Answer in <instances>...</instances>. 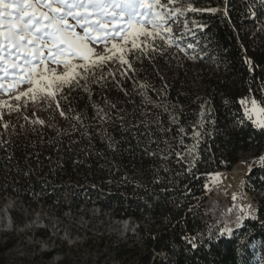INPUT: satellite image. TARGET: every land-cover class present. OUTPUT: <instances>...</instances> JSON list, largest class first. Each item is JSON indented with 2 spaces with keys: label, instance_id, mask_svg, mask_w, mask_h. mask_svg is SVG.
Returning <instances> with one entry per match:
<instances>
[{
  "label": "trees",
  "instance_id": "obj_1",
  "mask_svg": "<svg viewBox=\"0 0 264 264\" xmlns=\"http://www.w3.org/2000/svg\"><path fill=\"white\" fill-rule=\"evenodd\" d=\"M189 1L195 8L217 9L189 14L204 25L196 30L199 44L191 54L198 77L189 80L184 75L185 57L170 49L154 62L136 65L131 79L118 76L119 85L94 87L91 100L85 93H74L71 107L81 115L80 122L58 119L59 111H45L43 104L6 114L10 127L5 131L0 126V140L5 141L0 146V198L11 196L32 207L40 203L73 212L95 202L114 218L135 222L140 241L126 234L109 245L122 264H165L155 255L161 251L169 254L172 264H255L256 253L264 258V163L248 174L249 184L260 193L256 218L244 219L231 236H198L204 227L206 176L231 169L244 154L264 150V131L244 118L240 104L250 96L264 100V34L251 36L248 29L254 25L247 7L252 0ZM170 66L175 67V76L163 85L159 70ZM144 79L150 80L149 88H131ZM157 85H162L169 106L167 112L160 108L156 126L145 112L141 93L155 97ZM109 98L118 105L108 107ZM202 105L204 126L197 129L202 136L194 162L189 156L178 161L175 152L183 151L180 137L188 146L196 143L193 126L201 120ZM68 107L62 102L66 112ZM97 109L109 114L104 130L97 127L101 115ZM170 112L178 118L176 123L168 120ZM50 114L57 129L49 126ZM37 118L44 125L30 122ZM64 193L69 202L60 206ZM145 213L150 215L147 225ZM11 246L5 240L0 250Z\"/></svg>",
  "mask_w": 264,
  "mask_h": 264
},
{
  "label": "snow or ice",
  "instance_id": "obj_2",
  "mask_svg": "<svg viewBox=\"0 0 264 264\" xmlns=\"http://www.w3.org/2000/svg\"><path fill=\"white\" fill-rule=\"evenodd\" d=\"M181 3L182 0H0V126L7 131L10 124L4 116L26 110L30 102L42 103L43 110L59 111L64 119L80 122L81 115L71 107L76 99L74 93H85L91 100L94 87L103 89L110 82L119 85L118 76L131 79L138 71L136 65L145 60L154 62L170 49L195 59L189 50L196 52V30H202L204 25L189 19L188 14L217 9L195 8L191 2L182 8ZM139 87L146 90L150 86L141 83ZM144 99L151 102L146 95ZM62 102L69 105L67 112ZM240 104L244 118L264 131V100L245 97ZM201 109V120L193 126L192 139L196 143L188 146L181 136L178 146L183 151L175 152L178 161L189 156L194 162L202 136L197 129L204 126L203 105ZM100 111L103 109H97L98 114ZM177 120L172 116L173 123ZM30 122L45 123L39 118ZM179 132L186 135L183 127ZM4 143L0 140V146ZM260 160L264 162V156Z\"/></svg>",
  "mask_w": 264,
  "mask_h": 264
},
{
  "label": "rangeland",
  "instance_id": "obj_3",
  "mask_svg": "<svg viewBox=\"0 0 264 264\" xmlns=\"http://www.w3.org/2000/svg\"><path fill=\"white\" fill-rule=\"evenodd\" d=\"M189 2L182 0L179 6L187 8ZM247 7H249V19L254 24L248 26L251 36L264 34V0H252ZM222 13L224 14V8ZM189 19H191L190 15ZM175 31L179 32L181 28H176ZM179 53L185 57V62L188 64L184 75L189 80H195L198 77V68L188 55ZM189 54H192L191 50ZM159 73L164 85L175 76V67L159 70ZM149 81L144 79L131 88L137 89L141 83L149 84ZM154 91L155 97L144 94L151 102H146L144 96L143 102L152 125L157 126L160 125V108H168L169 105L164 98L162 85H157ZM106 104L108 107L113 105L116 107L118 102L115 98H109ZM157 104L160 106L157 107ZM41 105L42 103H29L32 109H39ZM172 116L174 115L170 112L168 120L171 124H173ZM108 117L107 111H101L96 121L99 129L104 130V123ZM57 118L63 119L61 116ZM48 121L50 127L58 128L53 114L48 116ZM262 156L264 150L259 155L254 151L244 154L231 169H222L206 176L207 199L204 202L202 229L204 238L234 232L235 229L228 231L230 225L226 219L234 216L235 209H238L241 215L232 228L238 226L244 219L256 218L260 193L249 184L248 174L251 169L264 163L260 160ZM68 202V194L64 193L59 205L67 206ZM149 220L150 215L145 213L143 224L147 225ZM126 234L140 241L135 222L130 220L128 222L127 219L118 220L109 211L100 210L95 202H87L73 212L67 207L57 211L40 203L32 207L11 196L0 198V244L5 240L12 243L11 247L0 250V264H122L115 259L109 245L116 239L124 238ZM103 236L106 238L102 240ZM198 236L202 235L198 234ZM256 246V243L252 244L253 248ZM155 255L165 264H172L167 252H155ZM254 261L255 264H264V258L258 253Z\"/></svg>",
  "mask_w": 264,
  "mask_h": 264
},
{
  "label": "bare ground",
  "instance_id": "obj_4",
  "mask_svg": "<svg viewBox=\"0 0 264 264\" xmlns=\"http://www.w3.org/2000/svg\"><path fill=\"white\" fill-rule=\"evenodd\" d=\"M212 175L214 173H211ZM210 175V174H209ZM211 175V176H212ZM235 213H234V216L230 217V218H227L226 221L228 222V224L230 225V227L228 228V231H231L233 230L234 228H232L235 224H236V219L238 218V216L241 215L240 211L238 209H235ZM238 223V222H237Z\"/></svg>",
  "mask_w": 264,
  "mask_h": 264
},
{
  "label": "built area",
  "instance_id": "obj_5",
  "mask_svg": "<svg viewBox=\"0 0 264 264\" xmlns=\"http://www.w3.org/2000/svg\"><path fill=\"white\" fill-rule=\"evenodd\" d=\"M127 221L129 222V219H127ZM241 223H242V221L239 223V225L238 226H236L234 229V232L240 227V225H241ZM234 232H232L231 234H228L227 232H226V235L227 236H231ZM200 235H202V236H204V234H203V230H201L200 231V233H199ZM207 234V233H206ZM222 235V233L219 235V236H221ZM219 236H212V237H214V239H217ZM206 238H210L209 236H206Z\"/></svg>",
  "mask_w": 264,
  "mask_h": 264
},
{
  "label": "water",
  "instance_id": "obj_6",
  "mask_svg": "<svg viewBox=\"0 0 264 264\" xmlns=\"http://www.w3.org/2000/svg\"><path fill=\"white\" fill-rule=\"evenodd\" d=\"M245 60H246L247 65L249 66V62H248L246 55H245Z\"/></svg>",
  "mask_w": 264,
  "mask_h": 264
}]
</instances>
